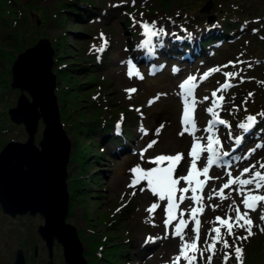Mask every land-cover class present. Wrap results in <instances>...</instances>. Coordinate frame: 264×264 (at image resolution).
<instances>
[{"label":"rangeland","instance_id":"rangeland-1","mask_svg":"<svg viewBox=\"0 0 264 264\" xmlns=\"http://www.w3.org/2000/svg\"><path fill=\"white\" fill-rule=\"evenodd\" d=\"M204 2L0 0V148L10 139L25 140L27 137L23 125L12 122L7 112L10 106L15 105L19 94V89L10 86L11 64L18 52L38 38L46 37L54 50L51 69L55 74L60 120L70 140L66 166L70 199L65 220L76 227L87 264H173V255L181 240L171 233L178 223H172L165 238L163 221L175 219L174 208L165 211L167 201H160L147 181H140L133 187L129 184L140 175L131 171L137 165L144 170L166 166L167 162L163 165L149 163L159 155L182 153L184 159L177 174L181 177L188 174L192 164V157L188 154L196 133L182 123L187 101L180 92L179 84L185 76L197 78L193 82L192 98L196 101L194 115L201 116V120H197L200 137H208L209 132L204 133L203 127L212 119L206 109L212 106L213 99L224 95L221 107L216 109L219 118L228 121L234 136L244 138L234 153V141L227 140L228 129L219 125L212 132L221 139L223 150L230 154L232 150L240 159H227L226 164L210 167V178L203 183L202 192L207 207L199 224L189 217L190 211L186 214L188 218L182 219L188 225L186 240L195 237L189 228L199 226V239L188 250L189 254L197 257L196 264H207V256L211 253L204 251L208 247L204 241L211 243L212 237L217 236L212 229L219 227L221 233L225 232L223 221L218 222L216 217L222 216L225 220L230 215L234 218V207H239L241 213L245 211L234 190L237 185L224 189L227 199H208L210 191L222 188L229 179L228 172L235 176V168L236 173H240L253 163L256 166L253 171L264 172L260 168V164L264 163V117L258 115L264 113V0H212L209 10L202 12L199 8ZM71 5L76 7L74 13L79 14L76 15L78 18L68 11ZM195 14L201 15L197 19ZM207 14H215V20L208 22ZM223 23L230 25L226 39L207 46L203 57L195 54L202 31ZM167 26H170L169 30ZM149 27L164 29V33L159 34V43L155 39L151 44H145ZM8 33H13L16 42ZM173 39L187 40V49L169 56L162 52V45ZM61 63L64 64L58 67ZM78 67L77 71L73 69ZM150 68L158 70L150 74ZM173 68H178L179 72L174 73ZM217 68L220 71H211L206 79H200L204 73ZM225 72L237 75L226 77ZM225 82L232 87L212 97V92ZM129 89L136 91L129 93L126 91ZM205 96L209 100H204ZM94 115L99 120H93ZM248 115L256 116L257 124L262 126L256 129L255 124L248 133H244L236 125L247 123ZM42 127L40 122L36 142ZM185 128L188 130L185 131ZM182 131L184 135H179ZM153 140L156 143L147 148ZM257 144L261 147L256 148ZM253 149L255 151H251ZM245 154L248 156L246 160L243 159ZM219 160L218 163H222V158ZM194 169L197 170L192 168V172ZM201 177L205 179L206 175ZM184 182L181 181L174 191L178 192ZM187 196L188 201L182 203L183 210L193 205L192 199ZM217 198L219 201L211 205ZM153 203L161 207L154 209L150 215L147 209ZM262 213L264 209L261 213L249 212L250 218L253 215L252 231L255 234L247 240L235 239L236 236H246L247 232L231 221L234 235H224L230 247L224 249L218 243L216 248L219 251L215 252L212 264H223L224 251L229 253L227 264H237L236 246L242 247V264H264ZM42 222L43 217L38 212L10 216L0 207V264H12L17 247L23 249L26 264H46L47 249L36 229ZM239 223L245 221L240 220ZM119 232L121 236H118ZM149 237L153 240L146 242ZM111 240L118 244L109 246ZM125 249L128 250L126 257L120 255V250ZM105 255L113 262L102 259ZM52 264H66L61 245L57 242L53 244ZM179 264L186 262L181 259Z\"/></svg>","mask_w":264,"mask_h":264},{"label":"water","instance_id":"water-1","mask_svg":"<svg viewBox=\"0 0 264 264\" xmlns=\"http://www.w3.org/2000/svg\"><path fill=\"white\" fill-rule=\"evenodd\" d=\"M211 5L212 0H205L199 10L206 12ZM206 19L214 21L215 14ZM53 52L48 38L40 37L18 52L11 64L10 86L19 94L7 112L12 122L23 125L27 137L10 139L0 148V207L10 216L38 212L43 217L36 229L47 249L46 264L53 263L55 242L61 245L66 264H87L76 227L65 220L70 140L60 120ZM12 264H26L21 247L16 248Z\"/></svg>","mask_w":264,"mask_h":264},{"label":"snow or ice","instance_id":"snow-or-ice-1","mask_svg":"<svg viewBox=\"0 0 264 264\" xmlns=\"http://www.w3.org/2000/svg\"><path fill=\"white\" fill-rule=\"evenodd\" d=\"M144 27L147 28V25ZM255 31V30H254ZM164 29L160 28L155 31H150L147 33L149 36V39L145 41V44H151V37L157 36L159 34H163ZM102 50V49H101ZM231 63V62H229ZM224 67H227L225 65ZM211 71H220L219 68L215 70H210V72H206L203 74V76L200 77L201 80L206 79L210 74ZM173 72H179L178 68H173ZM128 75L131 77L132 73L129 71ZM139 76V74L137 73ZM224 75L226 77H235L237 74L233 72H225ZM140 79H143L142 76H139ZM197 78L193 75H189L182 83L179 84V88L181 90L182 96L186 99V103L184 106V115L185 119L182 121L185 125L190 126L191 128H195L196 125L194 122L187 119L188 112H189V105H194L196 103L195 100H193V87L195 86L193 82ZM232 87L231 84H228L225 82V84L221 85L219 89L212 92V97H217V93L221 92L223 93L227 88ZM129 93H134L136 89H129L126 90ZM249 96H251V93H249ZM131 98V97H129ZM204 100H209L208 96H205L203 98ZM225 99L224 95H220L217 99H213L211 101L212 106L208 107L206 111L213 117L208 121V127L204 129L205 132L212 133L214 129L217 128V125L223 126L224 128L228 129L227 131V140L234 141V144L236 146L241 145L243 141V137L240 135H233L231 131V125L228 123V121L219 118V112L216 110L221 107V103ZM150 104L152 101L149 102ZM139 111V109H137ZM262 117H264V113L258 114ZM247 123H238L236 127L240 130H242L244 133H248L250 129L253 128L255 124H257V117L248 115L247 116ZM188 129L185 128V131ZM157 134H159V129L156 130ZM179 135H184V132L182 131L179 133ZM200 141H206L205 144L201 145ZM156 143L155 140L151 141L147 148H151ZM218 146V147H214ZM261 147V145L257 144L256 148ZM224 144L222 143L221 139L219 137H215L214 135H209L207 138L205 137H194V142L192 145V150L189 152V156L192 157V164L191 168L186 176H179L177 173L179 171V167L181 166V161L184 159V155L182 153H177L176 155H159L156 156L153 160H150L149 163L156 164V165H163L165 162H167L166 166L162 167H151L148 170H144L139 165L131 169L133 173H140V175L136 178H134L129 184V187H133L136 184H138L140 181H147V183L151 186V190L154 195L159 196L160 201H167L168 208L165 209V211H169L172 208H176L177 204L176 201L173 198V192L176 189V186L181 182L185 181L189 185L193 184L194 182L190 180V177L193 176L192 168H197V162H199L202 167L199 168V172L202 174L207 175L209 173L210 167L215 164L214 157L216 156H229L230 153L228 151L223 150ZM146 151V150H145ZM233 151H235V148H233ZM255 151V149L251 150ZM205 154V155H202ZM141 158H143V152L141 153ZM235 159L239 160L240 157H235ZM243 159H248V156L245 155ZM255 165H252L251 167H244L243 170L240 172L239 175L233 177V174L231 172H228L227 175L229 177L228 181L223 184L222 188L219 190V195L223 199H227L228 196H224V189H228L230 186L238 185L234 190L236 191L237 195H242L243 199L241 203L244 205L245 211L241 213L239 207H234L232 210L235 212V217H228L223 221V227L225 229L224 233H221V229L219 227L213 228L212 231L217 233V236L212 237V242L209 243L208 240H205V244L208 245L204 251L209 252L207 256V264H212L214 254L216 251H219V249L216 248V245L218 243L223 245L224 249H228L230 247L227 240L224 239V235L232 236L233 233V223L236 227L242 228L247 232L246 236H236V240H247L250 236L254 235L255 233L252 231L253 228V222L250 219L249 212L250 211H257L258 208L264 206V194H251L253 192H260L261 190H264V172L261 171H253L255 169ZM260 168L264 169V163L260 164ZM244 177V178H242ZM252 186V187H248ZM204 185L201 184L199 189L192 188L191 190L193 193L196 191H203ZM247 188V191L245 192L244 189ZM180 192H186L189 189L188 188H179ZM135 193H133L134 195ZM230 195V194H229ZM212 198V193L209 194L208 199ZM185 197L181 196L180 200H184ZM192 201L195 203H200V200L197 199L195 195L191 197ZM233 204H235V201H233ZM161 207V205L157 203H153L150 208L147 209V211L152 214L154 209H157ZM196 212V209H192V213L194 214ZM260 219L264 221V213L261 214ZM217 221H221V217H216ZM240 220H244L245 223H239ZM229 221H233V223H229ZM171 223L170 220L166 219L164 221L165 225V238L168 236V227ZM197 224L199 222L197 221ZM188 227L186 222L183 220L179 223L174 225L173 231L171 235L173 237H179L181 240V244L179 247V254L174 256L172 258L173 264H179L181 259H183L186 264H196L197 257L194 254H189V249L193 247L195 244V240L199 239V230L198 227H192L189 228V231L192 233H195V237L192 240H185V235L183 229ZM261 231H264V228L261 229ZM153 238L149 237L146 242H151ZM196 251H199V249H196ZM235 258L237 260V264H242V254L243 250L242 247L236 246L234 248ZM201 256H203V252H201ZM223 264H227L229 260V253L227 251L223 252L222 256Z\"/></svg>","mask_w":264,"mask_h":264},{"label":"bare ground","instance_id":"bare-ground-1","mask_svg":"<svg viewBox=\"0 0 264 264\" xmlns=\"http://www.w3.org/2000/svg\"><path fill=\"white\" fill-rule=\"evenodd\" d=\"M167 29L169 30L170 29V26H167ZM135 31H137V30H135ZM154 31H155V29H154ZM155 36H153V38H154ZM160 39H161V35H159L157 38H156V40H158V42L160 41ZM158 44V43H157ZM186 77L187 76H185L183 79H186ZM190 112H188V116H187V118L190 120V121H192V122H194L195 123V125H196V127L195 128H192L193 129V131H195V133H196V137H200L201 136V134H199V129L197 128V120H201V116H195L194 114H195V112H194V109H192V105L190 104ZM218 127H219V125H217ZM206 127V126H205ZM205 127H203V129H205ZM203 129H201L202 131H203ZM204 133H205V131H204ZM204 133H203V135H204ZM209 135H211V134H207V136H209ZM212 135H213V133H212ZM204 141H200V143H201V145H203V144H205V143H203ZM214 147H217V146H215L214 145ZM238 146H236V145H234V148L236 149ZM233 150V149H232ZM232 150H230V152H231V154L229 155V161L230 160H232V159H234L235 157H237L234 153H236V151H234V153L232 152ZM237 150H238V148H237ZM202 155H204V154H202ZM246 155V154H245ZM228 157V156H227ZM220 161V160H219ZM221 164H224V162L222 161V163H215V164H213L212 166H219V165H221ZM198 165H199V162H197V168H199L198 167ZM252 165H254L253 163L249 166V167H251ZM211 166V167H212ZM196 168V169H197ZM237 172V168H235L234 169V174H235V176H236V174H240V173H236ZM202 173H200L199 172V170L197 169V170H195L194 169V172H193V176L190 178V180H192L194 183L193 184H191V185H189L187 182H184V184L182 185V187L181 188H188L189 190L188 191H186V192H180L179 190H178V192L177 191H174L173 192V198H174V200L176 201V204H177V207L175 208V219H173V220H171L172 222L169 224V227L168 228H170V226L172 225V223L173 222H177L178 224H179V221L180 220H182V219H187L188 218V215H186L189 211V217L190 218H193V220L194 219H196V217H201L202 216V212L205 210V208L207 207V203H205V201L203 200V194H202V192L203 191H196L195 193H193V191L191 190L192 188H196V189H199L200 188V186H199V184L200 183H204V182H206V180H208L209 179V177H208V175L206 176V178L205 179H202ZM234 175H233V177H235ZM244 178V177H243ZM238 186V185H237ZM248 187H252V186H248ZM221 188H216V189H214L213 191H210L211 193H212V197H220L219 195H217V193H219V190H220ZM233 189H234V187H233ZM244 191L246 192L247 191V188H245L244 189ZM187 194L189 195V198H191L193 195H195L196 197H197V199H199L200 200V203H195V202H193L192 201V204L193 205H189V207H188V210H183V208H182V203L183 202H187L188 201V196H187ZM251 194H253V195H255L256 194V192H253V193H251ZM261 194H264V190L262 191V193ZM181 196H183V197H185V199L184 200H180V197ZM239 197H240V203H241V201H242V199H243V197H242V195H239ZM219 201V198H217L216 200H215V202H211L210 204L211 205H215L217 202ZM179 202H180V205H181V207H179ZM241 205H242V207L244 208V205L241 203ZM193 208H195L196 209V212L193 214L192 213V209ZM263 209H264V206H262V207H260V208H258L257 209V211H253V214L255 213V212H258V213H261V212H263ZM230 214V213H229ZM229 217H231L230 215H229ZM252 221H253V215L251 216V218H250ZM222 221H224V219H223V217L221 216V221H218V222H222ZM200 222V221H199ZM214 222V221H213ZM229 223H231V221H229ZM163 225H164V221H163ZM197 227H199V226H197ZM164 228H165V225H164ZM186 229L187 228H185L184 229V233H186V235H185V240H186V238H187V232H186ZM180 244H181V241H180V243L176 246V251L174 252V255H173V257L174 256H176V255H178L179 254V247H180ZM178 248V249H177ZM172 249H173V247H172Z\"/></svg>","mask_w":264,"mask_h":264},{"label":"trees","instance_id":"trees-1","mask_svg":"<svg viewBox=\"0 0 264 264\" xmlns=\"http://www.w3.org/2000/svg\"><path fill=\"white\" fill-rule=\"evenodd\" d=\"M11 8V7H10ZM68 11L69 12H71V13H74L75 12V10H76V7L75 6H73V5H71V6H69L68 8ZM15 9H13V11H14ZM77 13V12H76ZM88 13V12H87ZM199 13V12H198ZM81 14V13H80ZM74 15L76 16V15H79L78 13L77 14H75L74 13ZM200 15L201 14H195V17L198 19L199 17H200ZM204 16V15H203ZM77 18L79 17V16H76ZM200 20H202V19H200ZM227 23H229V22H227ZM227 23H223L222 24V26H219V27H217V26H214V25H212V26H210V27H208V28H206V30H204V31H202V35H200V38H199V42H200V47H201V49L202 48H204V47H206L207 45H209L210 44V42L211 41H214L215 39H219V38H225L226 39V37H227V35H228V33H229V31H230V25H227ZM230 24V23H229ZM9 34V36H12V37H10L12 40H14V42H16V38H15V36L14 35H12L13 33H8ZM8 36V35H7ZM183 44H187L186 43V41H184L183 42ZM172 46V48H173V50L174 51H176V49H178L179 48V44L178 43H176V44H173V45H171ZM202 53H204L203 51H201ZM59 57H62V56H59ZM64 57V56H63ZM58 58V57H57ZM64 63H66V61L64 62ZM64 63H61V64H59V66L58 67H60V66H62V64H64ZM93 64V63H92ZM89 67V66H88ZM75 71H77L78 69H80V67H78V68H73ZM84 82H82V84H83ZM83 86V85H82ZM95 117H92V119L93 120H99V119H96L97 118V115H94ZM95 118V119H94ZM92 122V121H91ZM108 122H107V125L106 126H108ZM260 126H262L260 123L259 124H257V128L256 129H258ZM104 127V126H103ZM94 130V129H93ZM69 199H70V197H69ZM69 204V203H68ZM68 213H69V211H68ZM67 213V214H68ZM121 232H119V234H118V236H121ZM109 236H112V235H110L109 234ZM110 238V237H109ZM113 240V239H112ZM111 240V242L109 243V246H111V245H114V244H118V242L117 241H112ZM120 247V246H119ZM120 255H123L124 257H126L127 255H128V250L127 249H125V250H120ZM102 259H105V260H107V261H110L111 263L113 262V261H111V259L109 258V257H107L106 255L102 258Z\"/></svg>","mask_w":264,"mask_h":264}]
</instances>
